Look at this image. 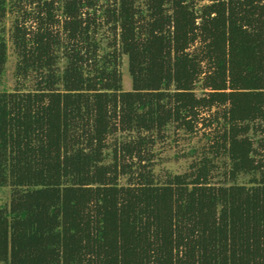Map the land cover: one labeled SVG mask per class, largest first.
<instances>
[{
    "label": "trees",
    "instance_id": "16d2710c",
    "mask_svg": "<svg viewBox=\"0 0 264 264\" xmlns=\"http://www.w3.org/2000/svg\"><path fill=\"white\" fill-rule=\"evenodd\" d=\"M9 12L0 264H264V0H0ZM172 125L209 141L160 176Z\"/></svg>",
    "mask_w": 264,
    "mask_h": 264
},
{
    "label": "rangeland",
    "instance_id": "374dc122",
    "mask_svg": "<svg viewBox=\"0 0 264 264\" xmlns=\"http://www.w3.org/2000/svg\"><path fill=\"white\" fill-rule=\"evenodd\" d=\"M15 19L16 14L9 12L3 23H0V31L3 29L6 30L5 34L9 45V58L5 73L0 81V91H12L16 88L18 82L15 77L17 57L11 38V30ZM122 72L124 77V88L126 90L132 89V78L128 70L127 56H125L123 60ZM28 84L30 85V83ZM198 92L201 93L200 90H198ZM208 131L209 129L204 125H200L195 133H187L182 129L179 130L176 128V125L170 126L168 132H166V139L163 142H159L155 148L157 152L156 173L161 176L166 171H172L174 173L188 171L191 162L198 157L193 151L202 150V147L208 143ZM215 181H217V178H215ZM122 182L125 183L126 179L124 178ZM10 197L11 191L9 187L0 188L1 204L8 203Z\"/></svg>",
    "mask_w": 264,
    "mask_h": 264
}]
</instances>
